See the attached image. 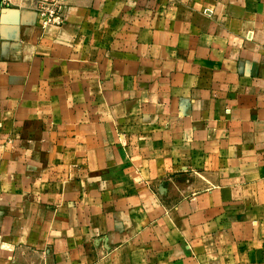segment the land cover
<instances>
[{
    "label": "crops",
    "instance_id": "1",
    "mask_svg": "<svg viewBox=\"0 0 264 264\" xmlns=\"http://www.w3.org/2000/svg\"><path fill=\"white\" fill-rule=\"evenodd\" d=\"M0 0V264H264V0Z\"/></svg>",
    "mask_w": 264,
    "mask_h": 264
},
{
    "label": "built area",
    "instance_id": "2",
    "mask_svg": "<svg viewBox=\"0 0 264 264\" xmlns=\"http://www.w3.org/2000/svg\"><path fill=\"white\" fill-rule=\"evenodd\" d=\"M6 6L11 5V0H1ZM38 14L41 16L43 27H62L65 24L64 0L39 1L36 3Z\"/></svg>",
    "mask_w": 264,
    "mask_h": 264
}]
</instances>
